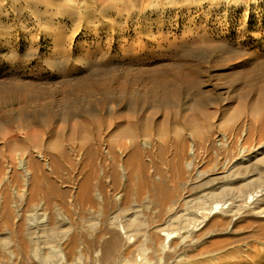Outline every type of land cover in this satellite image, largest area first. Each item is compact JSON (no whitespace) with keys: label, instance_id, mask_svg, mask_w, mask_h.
Returning <instances> with one entry per match:
<instances>
[{"label":"rangeland","instance_id":"1","mask_svg":"<svg viewBox=\"0 0 264 264\" xmlns=\"http://www.w3.org/2000/svg\"><path fill=\"white\" fill-rule=\"evenodd\" d=\"M243 1L0 0V198L58 204L89 240L133 213L173 230L244 131L264 177V0ZM235 215L176 226L164 262L264 264V199Z\"/></svg>","mask_w":264,"mask_h":264},{"label":"bare ground","instance_id":"2","mask_svg":"<svg viewBox=\"0 0 264 264\" xmlns=\"http://www.w3.org/2000/svg\"><path fill=\"white\" fill-rule=\"evenodd\" d=\"M210 1L214 2V0ZM246 1L256 2L258 0ZM246 1L243 2L246 3ZM244 132L237 137L234 144H232L233 142L231 143V146H233L230 147V153L232 152L233 157L225 158L221 164L218 165L216 163L214 168L211 167L213 172L217 170L221 171L213 177L208 178V180L200 186L214 182H219L220 185L216 188L211 187L206 193L193 200L194 204L199 206L196 211H190L185 215H178L169 208L168 221L171 227L178 226L181 229H185L190 223L192 224V222L197 220L198 214L203 212H206L208 215H214L216 213L235 215L237 213L239 214V211L248 204L255 206L259 203L261 204L264 196L262 197L260 194L261 191L256 189L258 183H262L263 180L260 182V179L263 176H259L261 177L259 179H253V174H251V172L256 170L257 165H254V162H252L256 156L253 157L251 152L256 151V148L255 145H252L253 142H250L251 138L248 137V134L246 136V133L244 134ZM259 147L264 149V143ZM195 154V150H189L185 155L184 164L187 168L190 166L192 167L191 164L194 162L193 159L197 156V154L196 156ZM195 160L197 161L198 159L196 158ZM263 162H260V164H263ZM257 164L259 163L257 162ZM25 173L26 179L24 181L27 183L29 178L27 179V171ZM196 173H198V180L205 177L207 179L208 177L207 170ZM33 177H36V180L39 181V179H37L38 176L34 175V173ZM41 179L43 178L41 177L40 180ZM32 180L34 181L35 178ZM29 182L28 184H32V182ZM28 187L31 189V186ZM32 188H34L33 185ZM28 189L27 191H29ZM20 194L19 197L24 200L25 194ZM17 196L16 193V197ZM9 201L8 196L0 198V230H4L7 233L6 237L0 235V264H13L14 260H16L18 264H154L152 263V260L149 261L147 259V253H152L153 255L158 256V259L155 258L158 260V262L156 261V264H164L165 262L163 259L166 258H162L161 254H163L169 241L174 238V229H178L177 227H172L173 230H168V224L167 227H163V229L156 225L147 226L146 222L142 218L140 219L141 216L137 213H133V215H130V217L124 218L123 220L112 218L109 221L108 226L104 228L101 237L96 238L90 236L89 240H85V238L80 235H71L75 228H73L72 225L68 227L65 226L68 222V216L58 204L50 207L45 199L43 200L44 202L41 201L38 204L33 203L34 196L32 192H30L26 201L28 206L31 205L30 210L25 212V218H23L18 210L12 211L16 205L13 207L11 201L10 203ZM188 208L189 207L187 206L186 209ZM47 211L49 213H47ZM15 219L17 221L19 220L21 223L15 225V223H13ZM13 227L15 228V231L12 229ZM150 231L155 234V237H151L149 234ZM14 232H17V234L21 233L22 235H20L22 237L20 236L21 238L17 237V240H12ZM156 234L157 236H162V239L160 240ZM137 235H139L141 239L143 238L146 241H149L150 248L147 249L145 248L146 246L144 247L141 244L130 246ZM171 244H174V240H171ZM167 255L168 254H166V256ZM168 258L169 257H167V260ZM172 258L174 257L172 256ZM189 260L190 259L188 258L179 259V261L175 263L190 264ZM172 261H167L165 264H174Z\"/></svg>","mask_w":264,"mask_h":264}]
</instances>
